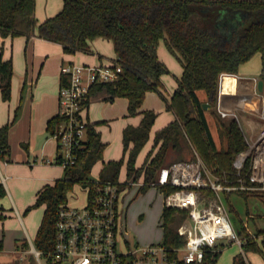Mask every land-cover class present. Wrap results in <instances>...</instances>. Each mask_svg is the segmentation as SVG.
<instances>
[{
    "label": "trees",
    "instance_id": "trees-1",
    "mask_svg": "<svg viewBox=\"0 0 264 264\" xmlns=\"http://www.w3.org/2000/svg\"><path fill=\"white\" fill-rule=\"evenodd\" d=\"M35 7L36 0H0V33L3 36L38 33L40 37L61 43L69 53L89 51L90 41L95 38H104L113 43L114 58L121 62L123 71L113 81L95 84L89 98L106 88L112 98L124 96L128 99L130 115L142 113L137 125L124 128L123 144L124 152L130 150L128 173L134 174L133 178L136 179L145 171L143 190L157 180L161 167L170 163L167 162L169 153H182L186 145L199 152L215 174L237 178L234 160L247 147L240 120L225 119L211 109L222 140V145L218 146L207 118L208 108L203 103L206 100L211 104L216 103L222 72L238 73L243 62L259 51L264 52V0H64V6L58 13L40 23L35 15ZM161 41L165 42L183 66L178 85L170 98L163 92L165 84L162 76L169 73L170 68L159 57L158 46ZM13 74V60L0 59V87L4 99L11 96ZM259 76L264 79V56ZM66 82L67 77L62 76L61 83ZM150 90L161 94L166 100L167 109L175 113V118L157 130L145 163L136 167L137 157L150 139L158 116L154 109L141 108ZM201 90L207 92L206 100L201 98ZM59 120L58 114L48 120L51 133ZM12 122L10 120L0 126V155L10 148L9 130ZM97 123L89 121L85 147L80 150L76 162L65 167L64 177L52 184H45L39 190L35 202L28 207L45 206L34 240L38 249L48 251L54 247L58 208L68 201L74 184L81 182L87 186L94 180L91 175L93 167L103 159L106 147L96 127ZM156 147L158 150L154 153ZM123 163V157L105 163L101 176L118 178ZM248 165L249 161H246L243 172ZM247 183L251 181L247 179ZM178 188L171 184L161 186L165 194ZM236 191L257 195L264 204V189ZM3 192L4 187L0 184V194ZM203 192L213 194L210 188H204ZM231 192H226L227 196ZM229 208L233 210L231 203ZM188 214L187 208L164 207V243L169 246L185 243L178 226ZM237 229L244 238L245 251L263 250L247 231L243 221ZM257 233L264 235V229ZM227 244H219L218 250L207 251L204 261L214 264ZM232 264L250 262L239 252L234 255Z\"/></svg>",
    "mask_w": 264,
    "mask_h": 264
},
{
    "label": "built area",
    "instance_id": "built-area-1",
    "mask_svg": "<svg viewBox=\"0 0 264 264\" xmlns=\"http://www.w3.org/2000/svg\"><path fill=\"white\" fill-rule=\"evenodd\" d=\"M123 66L117 58L108 63L65 62L58 93L60 120L51 133L58 141V150L49 163L73 165L85 147L89 119L84 114L86 100L95 84L119 78ZM227 77L233 78L227 85ZM256 85L258 78L254 77ZM229 87V88H227ZM237 89L235 73L222 72L219 76L216 109L224 117L239 119L235 109L223 106V99ZM264 119V107L258 110ZM249 161L248 168L243 172ZM236 179L215 174L199 155L195 159L175 160L161 167L159 185L179 188L165 194V207L187 208L189 214L178 226L185 237L181 246H169L162 241L141 244L122 238L123 212L120 209L121 185L119 178L101 175L87 185V198L79 206L69 200L58 208L56 241L52 249L44 251L32 245L37 264H191L203 262L207 251L218 250L221 239L236 242L247 257L244 238L233 223L230 208L223 192L240 189H264V125L256 137L247 139V147L234 160ZM247 179L251 183H247ZM204 188L213 190L207 195ZM122 214V215H121ZM248 259V258H247Z\"/></svg>",
    "mask_w": 264,
    "mask_h": 264
},
{
    "label": "crops",
    "instance_id": "crops-1",
    "mask_svg": "<svg viewBox=\"0 0 264 264\" xmlns=\"http://www.w3.org/2000/svg\"><path fill=\"white\" fill-rule=\"evenodd\" d=\"M63 6L64 0H36L35 15L38 20V23L44 21L49 16L58 13L63 8ZM23 45L26 50L30 49L32 54H35L36 51L40 54L39 56L41 60V65L37 75L39 76L41 73L42 75H44L45 79H50L51 82H55L56 89L54 91H50L51 95L54 98L49 104V107L44 109L38 117L35 116L31 120V124L29 125V139L27 138L29 142L25 144L28 151L24 152V150H20L21 154H15L13 152V146L11 147V143L13 144L14 135L16 134V124L12 125L9 130L10 148L8 152H5L3 155H0V184L4 187L3 194H0V264H10L9 258H7V254L9 253L21 254L22 252V254H26L27 252H32V245H35L34 240L32 238V234L38 231L39 224L38 222H36L35 217L32 216V213L28 211V207L29 205L35 202L39 190L45 184H52L58 179L54 175L39 174L38 167L42 164H44V166L55 165L53 163L47 162L46 159H52L53 157H55L56 152L58 150V141L52 135L47 136V134L49 133L48 120L51 117L55 116L58 112V93L62 77V64L71 61L86 63H108L115 57L113 43L110 40L104 38H95L91 40V49L89 51H77L75 53H69L64 50L63 45L61 43L40 37L38 33L31 35L20 34L14 36H3L0 33V59L7 60L11 58L13 60L12 54L15 51V47H21ZM158 54L160 59H162L163 61H165V59L168 57L174 56L167 48L164 41H161L158 46ZM51 55L56 58V63L53 69L49 68L47 64L49 60L48 58L51 57ZM263 56L264 52L259 51L255 53L249 60L243 62L240 65L238 73H235L237 76V89L229 94H226L223 99V106L225 108L235 109L238 112L239 120L246 136V139L256 137L261 126L264 125V119L258 114V110H261L264 107V90H259L258 84L256 85V82L254 80V77H257L258 79L260 78L259 75L263 68ZM29 61L30 60L27 59V65ZM14 67L15 64L13 61V68ZM162 79L165 83V74L162 76ZM230 80H233V78L227 77V85L230 83ZM177 85L173 87V89H171L169 98L171 97ZM101 90L97 91L96 93L90 96L87 106L84 110V114L90 121L98 122L96 124V127L101 132L102 140L106 142V147L103 153V159H101V161L105 164L111 160L118 159L107 160L104 158L105 150L108 147L110 141H108V138L105 137L103 128L107 125L111 126L114 117L93 119L91 118L89 112L92 96L97 94ZM203 99L206 100L207 98L203 97ZM141 108L150 109L148 107H144L143 105ZM128 115L131 116L129 113ZM141 117L142 113H139V121L137 123L135 122V124L129 123L127 125H124L123 131L124 128L128 125H137L140 122ZM158 118L159 117L157 116L155 123L152 127L150 139L142 148L137 157L136 167H140L145 163L147 154L152 149L154 137L157 130L172 121L175 118V113L167 109L166 114L160 121H158ZM231 118L233 117L230 116L225 119ZM8 121H10V119L6 121V110L5 108H3L2 110H0V126L7 123ZM37 140H42L39 146L37 145ZM157 150L158 147L154 149V153ZM51 154H53V157L49 156ZM31 155L34 156V159L32 160L30 159ZM38 158L41 159L38 160ZM123 165H125L124 179L120 177L121 172L123 170ZM133 176L134 174L128 173L127 160L126 162L124 161L118 175V178L123 181L121 185L120 205L124 203L125 197L127 196V194L130 193L132 188L137 190L138 193L143 190L142 186L145 185V171H142V173L136 179H134ZM25 177L29 179L32 178L35 180H32L33 182L30 185H27L28 187L26 186V194V187L21 190V192L24 194L23 195L20 193L18 185L19 183H21V180ZM152 186L157 187L164 195L165 207L164 191L159 185L155 184L154 182L149 185V187ZM42 206L45 209V206ZM125 207L124 211L127 209ZM10 221H12L14 224H12V227H10ZM263 238L264 235L259 238H256V240L259 242V240H263ZM248 260L251 264L250 259Z\"/></svg>",
    "mask_w": 264,
    "mask_h": 264
},
{
    "label": "rangeland",
    "instance_id": "rangeland-1",
    "mask_svg": "<svg viewBox=\"0 0 264 264\" xmlns=\"http://www.w3.org/2000/svg\"><path fill=\"white\" fill-rule=\"evenodd\" d=\"M39 55L40 54L37 51L35 54H32L31 50H26L24 45L21 47L16 46L15 51L12 54L15 67L11 86V96L9 99L5 100L3 98L2 88L0 87V110L5 108L6 121L8 119L13 121L11 126L17 124L13 144L11 143V147L13 146V152L15 154H21L20 150H24V152L28 151L25 144L29 142L27 138L29 137V125L31 124V120L35 116L38 117L44 109L49 107V104L54 98L50 91L56 89L55 82H51L50 79H45L44 75L41 73L39 76L37 75L41 65ZM27 59L30 60L28 65ZM48 59V66L53 69L56 63V58L51 55ZM165 61L170 68V72L165 74V89H163V92L164 95L169 98L171 89H173L178 83V78L183 71V66L175 56L168 57ZM199 94L202 99L203 97H208L207 92L204 90L199 91ZM143 106L156 110L159 113L158 121H160L166 114V100L157 91L150 90L147 92ZM212 107L216 109V103L213 102L212 106L209 107L210 109H207V118L214 138L218 146H221L222 140L220 139L217 130L216 118L211 111V109H213ZM89 112L93 119L114 117L112 125H107L103 128L105 137L110 141L105 150L104 158L108 160L121 159L123 157L126 162L130 150L128 149L126 152L123 150V127L129 123H137L139 121V114L129 116L127 98L124 96H116L113 99L107 89L101 90L92 96ZM216 112H218L217 109ZM50 135L52 134L49 131L47 136ZM41 141L42 140H37L38 146L41 144ZM53 154L49 156L53 157ZM199 155V152H197L192 146L186 145L185 151L182 153L170 152L167 157V162L171 163L180 159H195ZM30 159H34V156L31 155ZM39 159L41 158H38V160ZM53 164L55 165H39L38 173L41 175H54L57 178L64 177V166L60 163ZM103 166L104 163L101 160L95 164L91 173L94 179H97L100 176ZM124 167L125 165H123V170L120 176L123 179L125 175ZM32 180L35 179L25 177L21 180V183L18 185L21 194H23L21 190L27 185H30L33 182ZM27 187L25 188V194L27 192ZM222 194L226 204L229 206L231 203L233 208L230 212L235 227L240 228V224L243 221V223L246 224L247 231L252 234L255 239L263 236V234L258 235L257 233L259 230L264 229V204L261 199L257 195L251 193L242 194L238 191H233L229 193L228 196L226 192H223ZM86 198L87 187L81 182H76L72 190L69 192L68 200L70 204L79 206L84 203ZM124 207L127 208V211H124ZM120 209L123 212V232L120 233L122 238H127L132 244L136 242L146 244L163 240L164 195L157 187L152 186L139 193L132 188L130 193L125 197L124 203L120 205ZM28 211L32 213V216L35 217L36 222L40 225L44 213V207L38 205L32 207ZM9 224L10 227L14 225L12 221H10ZM37 232L32 234L33 240H35ZM222 243L228 244L222 248L214 264H232L234 255L241 252V246L236 242L230 243L227 239H221L219 244ZM259 244L263 250L246 251L247 258L250 259L251 264H264V242L262 239L259 240ZM7 258H9L10 264H37L35 254L32 252H27L26 254H22V252L21 254L9 253L7 254ZM191 264L209 263L206 261H195Z\"/></svg>",
    "mask_w": 264,
    "mask_h": 264
},
{
    "label": "water",
    "instance_id": "water-1",
    "mask_svg": "<svg viewBox=\"0 0 264 264\" xmlns=\"http://www.w3.org/2000/svg\"><path fill=\"white\" fill-rule=\"evenodd\" d=\"M258 89L261 91L264 90V79L263 78L258 79ZM203 105L205 108H209L212 104L210 101H205Z\"/></svg>",
    "mask_w": 264,
    "mask_h": 264
}]
</instances>
